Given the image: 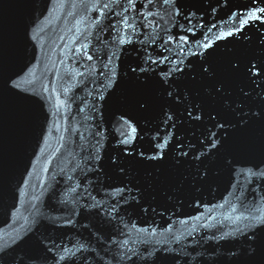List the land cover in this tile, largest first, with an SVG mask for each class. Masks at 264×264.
I'll list each match as a JSON object with an SVG mask.
<instances>
[{
  "label": "water",
  "instance_id": "water-1",
  "mask_svg": "<svg viewBox=\"0 0 264 264\" xmlns=\"http://www.w3.org/2000/svg\"><path fill=\"white\" fill-rule=\"evenodd\" d=\"M98 2L111 10L101 14ZM125 6L0 0V264H264V224L247 228L244 219L264 216V177L248 175L264 172V81L250 71L264 65V18L217 39L253 0H176L167 9L136 0V32L119 45ZM148 11L164 19L148 26L140 15ZM148 56L160 62L146 64ZM177 63L183 72L169 73ZM97 131L101 159L86 163ZM165 138L164 158L147 159ZM114 188L137 198L113 199ZM88 193L103 207H91ZM133 226L156 236L138 245L143 255L118 261L112 241ZM80 244L58 260L61 247Z\"/></svg>",
  "mask_w": 264,
  "mask_h": 264
},
{
  "label": "snow or ice",
  "instance_id": "snow-or-ice-1",
  "mask_svg": "<svg viewBox=\"0 0 264 264\" xmlns=\"http://www.w3.org/2000/svg\"><path fill=\"white\" fill-rule=\"evenodd\" d=\"M114 3H119V0H113ZM156 2V0H147V3L149 5H154ZM162 6H164L166 9L172 5H174L176 3V0H160ZM264 2V0H253V4L254 7L252 10H248L246 12H242V13H234L233 16L238 17L237 20H234L233 23L235 25L234 30L233 31H227V32H222L220 34V36L217 37V39H223L225 37L228 36H232L234 35L235 32H238L240 30H242V27L246 24H248L249 20H256V19H262L264 18V7H259V3ZM135 4H136V0H126V6L123 7V10L121 12L116 13V15L119 17V22L122 25V28L120 29H116V36L114 37V42L118 43L119 45H124L126 43H131V39L128 38L131 34H134L136 32V17L135 16H129L130 10H135ZM95 7H97V10L103 14V12L105 10H111L110 9V4L109 3H97V5H94ZM143 7V6H142ZM257 13H259L260 15H257ZM175 15H179V9H175L174 12ZM140 15L143 17V20L145 21L146 25L148 26H153L158 24V21L153 19V20H149V17H158L159 20H163L164 17L157 11V12H152V11H148L146 13L142 12L140 13ZM114 28L116 27L115 25L113 26ZM130 30V31H129ZM192 29L190 28L189 31H191ZM209 32H211V29H209ZM173 39V37L171 35L168 36V41H171ZM181 41L183 42L184 38H180ZM208 37L205 36V41H207ZM200 47H203L204 49H209L211 47V43L209 42H205L201 45H199ZM177 47H180L181 51H183V48L181 46V44H178ZM202 54V53H201ZM113 56L115 55V53L112 54ZM195 55V53H194ZM88 59H92V57H88ZM167 59V58H165ZM112 57H109V63H111ZM149 62H151V64H156L159 63L160 61L157 60H153L151 58V56H148L147 60L145 61L146 64H148ZM179 63H182V61H180ZM179 63L175 64L172 68L169 69V73L173 72V71H177V72H183V69L179 67ZM257 66L256 64L252 63V67L250 69V71L252 72V74L256 77H258V80L260 81H264V65L260 66V71H254V69H256ZM133 72H136L137 69L136 68H132ZM139 71L141 73H145L148 71L147 68L141 67L139 69ZM204 71H208L206 68L204 69ZM115 70H113L112 72V76H115ZM162 75L164 76L165 80H167L168 78V73H162ZM112 83V79L111 77L109 78V84ZM13 84L15 85V81H13ZM259 86V84H258ZM168 96H173V92L169 91L168 92ZM101 99H103V97H101ZM178 99V98H177ZM179 100V99H178ZM199 106H197L198 108ZM193 109H190L188 111V116L191 117L192 120L194 121H199L202 116H201V112L200 111H196L195 115H193ZM256 115H259V113H256ZM168 120H172L171 116L167 117ZM211 119H215V117H211ZM124 123L126 125H128L131 128V132L134 133L136 131V129L134 127H131V125L129 124L128 121H124ZM175 122L173 121V124ZM217 126L218 127H223V125H220L219 122H217ZM95 136L99 137L96 140V144L93 146L96 148V152L93 155H89V157H87L86 163H91L92 160H96L99 161L101 159V155H100V144H101V140L103 139L102 134L97 131L96 133H94ZM123 135V133H122ZM210 135L213 137L210 140V143L212 144V146L215 148L217 145V141L215 139V133H210ZM132 136L129 134L128 136H126L123 140L122 143L124 144H129L132 140ZM168 144V139L165 138L163 143H160L157 145V148L160 149L161 151L158 152L156 155L154 156H150L147 159L149 160H162L163 154L162 151L163 149H165L166 145ZM177 147L179 148L180 145L179 143L177 144ZM143 155V154H141ZM179 155L186 157L188 156V152H180ZM203 155V154H201ZM199 157H197L198 159ZM113 164H117V161L115 159H113ZM90 170V169H89ZM97 171H100V169H97ZM119 171L121 173L125 172V168L123 166L119 167ZM260 175L262 177H264V172L261 173H253L251 170L248 171V175ZM77 187H79V185H77ZM72 191H76V188H73ZM85 191H87L85 189ZM125 189L124 188H114L112 190V192L110 193L111 197L113 199H115L116 197H120L121 199H136L137 197L131 196V189H129V195L128 197H124L123 193H124ZM105 195H109L108 193H105ZM137 195H139V193H137ZM89 198L93 201V203L91 204V207H103V202L99 201V200H95L94 197L91 196L90 193H88ZM119 203V201L117 200V204ZM86 207L88 205H85ZM221 207H223V205H221ZM105 211L107 212V214L112 218L115 219L116 216L113 215L114 213H117V208L116 205L114 204H110L108 206L107 209H105ZM145 211H147V209H145ZM233 211H235V209H233ZM196 219H199V217H197ZM237 220H240L241 217L237 216L236 217ZM245 220L248 221V223L245 224V227L247 228H252L254 227V223L255 224H264V216H257V215H251L249 217H245ZM71 222V221H69ZM236 231H241V229L239 227H237ZM132 232H135L136 235L133 236ZM143 234V236L141 235ZM124 238L123 239H119V240H113L112 243L114 245L117 246V253L115 255L114 258H116L118 261H131L133 259V257H139L141 255H143L144 253L140 252L138 249V245L142 244V243H146L147 241L145 240V237H155L156 236V230L153 228L151 230H149L148 228H140V229H135V226H133V229H129L128 232L126 233H122L121 234ZM228 235V234H225ZM252 236H255V232L252 233ZM222 237H218L217 239H221ZM174 239L176 241H179L180 237H174ZM249 239H252V237H249ZM252 242L254 243L255 240H252ZM158 243V242H157ZM84 248L83 244H80L79 246L73 245L72 248H68L67 246H63L60 248V254L58 255V260H64L66 257H73L75 256L76 252H79L81 249ZM3 249L0 248V252H2ZM160 251V249H156L155 251H151L149 250L147 252V254L149 256H152L153 258H156V252ZM163 251H167V249H164ZM256 252V248H253L250 250L249 255L253 254ZM235 255V254H233ZM108 264H110V262H108Z\"/></svg>",
  "mask_w": 264,
  "mask_h": 264
}]
</instances>
